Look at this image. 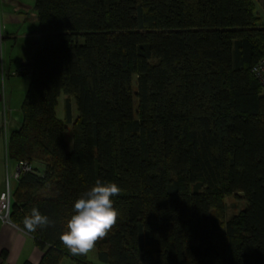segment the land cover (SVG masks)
<instances>
[{
	"label": "trees",
	"instance_id": "1",
	"mask_svg": "<svg viewBox=\"0 0 264 264\" xmlns=\"http://www.w3.org/2000/svg\"><path fill=\"white\" fill-rule=\"evenodd\" d=\"M254 5L34 0L40 40L7 154L33 167L17 180L10 220L23 229L35 207L53 221L30 233L37 264H94L60 236L97 180L121 189L117 223L95 245L102 263L264 264V93L251 73L264 26ZM61 92L75 118L71 96L64 118L55 113ZM239 193L246 207L224 220L225 197Z\"/></svg>",
	"mask_w": 264,
	"mask_h": 264
},
{
	"label": "crops",
	"instance_id": "2",
	"mask_svg": "<svg viewBox=\"0 0 264 264\" xmlns=\"http://www.w3.org/2000/svg\"><path fill=\"white\" fill-rule=\"evenodd\" d=\"M254 3L257 15L259 7H264V0H254ZM36 13L34 0H0V133L5 125V111L11 107V100L17 94L19 96L23 93L25 96L30 81L29 66L40 40ZM58 118L63 119L64 116ZM17 127L14 126L11 132ZM9 134L5 135L3 151H0V194L5 190L7 175L12 193L18 180L13 177L18 162L10 159L6 151ZM33 166L39 171L44 169V164L38 161L33 162ZM3 251H6L5 257H2ZM42 254L43 251L35 244L32 234H25L11 220L0 218V264H22L24 261L37 264ZM64 262L77 264L69 257L60 259L59 264H66Z\"/></svg>",
	"mask_w": 264,
	"mask_h": 264
},
{
	"label": "clouds",
	"instance_id": "3",
	"mask_svg": "<svg viewBox=\"0 0 264 264\" xmlns=\"http://www.w3.org/2000/svg\"><path fill=\"white\" fill-rule=\"evenodd\" d=\"M120 192L116 183L97 180L74 202L75 214L67 221V230L60 236L61 242L73 255H87L95 248L97 241L105 238L116 225L119 213L113 207L112 197ZM22 224V231L28 234L51 226L53 221L33 207Z\"/></svg>",
	"mask_w": 264,
	"mask_h": 264
},
{
	"label": "rangeland",
	"instance_id": "4",
	"mask_svg": "<svg viewBox=\"0 0 264 264\" xmlns=\"http://www.w3.org/2000/svg\"><path fill=\"white\" fill-rule=\"evenodd\" d=\"M257 17L259 18V24L264 26V7H259V11L257 12ZM29 67L31 68V65ZM134 84H136L135 77H134ZM21 94L19 96L17 94V96L13 97V99L11 100V107L9 106L8 108L9 110L5 111V116H4L5 118H3V123L5 122L4 123L5 125H3L2 131L0 133V151H3L5 135H8L11 132L12 128H14V126H18L17 128H19L21 124L22 113H21L20 106L24 98V94L23 95ZM67 96H71V95H69L66 92H61L57 99L58 102H57L55 113L57 114L58 117L63 118L64 116V106H65L64 99L67 98ZM70 100H71L72 116L73 118H75L77 116L75 101L73 100L72 96ZM66 125H67V129H66L64 137L66 138V142L68 144L67 149L71 150V148L73 147V140L71 137L72 136L71 125L70 124H66ZM246 203L247 202L242 193L231 194V195L226 196L224 199V204H223L224 211H223L222 217L224 218V220L230 219L232 215L238 213L243 208H245L247 205ZM83 256L85 257L86 260L90 261L91 263L104 264L99 259H97L98 254H97L96 248H94L87 255H83ZM65 261H68V260H65ZM64 263L68 264L69 262H64Z\"/></svg>",
	"mask_w": 264,
	"mask_h": 264
},
{
	"label": "built area",
	"instance_id": "5",
	"mask_svg": "<svg viewBox=\"0 0 264 264\" xmlns=\"http://www.w3.org/2000/svg\"><path fill=\"white\" fill-rule=\"evenodd\" d=\"M251 73L255 80L258 82L261 92L264 93V54L260 57V59L251 66ZM6 151H7V144H6ZM32 165L24 162L19 161L17 170L13 174L15 179L20 177L22 172L31 171ZM5 190L0 194V218L6 221H10V212H11V204H12V191L9 185V176L6 177L5 182Z\"/></svg>",
	"mask_w": 264,
	"mask_h": 264
}]
</instances>
